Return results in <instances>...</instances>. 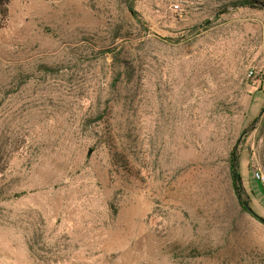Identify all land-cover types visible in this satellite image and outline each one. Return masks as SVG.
Listing matches in <instances>:
<instances>
[{"label": "rangeland", "instance_id": "rangeland-1", "mask_svg": "<svg viewBox=\"0 0 264 264\" xmlns=\"http://www.w3.org/2000/svg\"><path fill=\"white\" fill-rule=\"evenodd\" d=\"M241 1H11L0 264H264L229 166L264 219V0Z\"/></svg>", "mask_w": 264, "mask_h": 264}, {"label": "trees", "instance_id": "trees-1", "mask_svg": "<svg viewBox=\"0 0 264 264\" xmlns=\"http://www.w3.org/2000/svg\"><path fill=\"white\" fill-rule=\"evenodd\" d=\"M12 0H0V22H3L9 14V6ZM242 4L254 6V1L252 0H243L241 1ZM129 11L138 18V12L135 10L133 2L129 4ZM229 166H230V174L232 179V185L235 191V194L245 211L254 214L252 207L250 206L249 199H246L244 196V190L242 187V177L240 173V155L237 152V148L235 147L229 158ZM261 182L260 179H257ZM257 217V216H256ZM260 220L264 222L262 217H258Z\"/></svg>", "mask_w": 264, "mask_h": 264}, {"label": "built area", "instance_id": "built-area-1", "mask_svg": "<svg viewBox=\"0 0 264 264\" xmlns=\"http://www.w3.org/2000/svg\"><path fill=\"white\" fill-rule=\"evenodd\" d=\"M257 178L260 179L261 181H264V177L262 178V176L259 173H257Z\"/></svg>", "mask_w": 264, "mask_h": 264}, {"label": "water", "instance_id": "water-1", "mask_svg": "<svg viewBox=\"0 0 264 264\" xmlns=\"http://www.w3.org/2000/svg\"><path fill=\"white\" fill-rule=\"evenodd\" d=\"M254 215L257 216V217H260L257 213L254 212Z\"/></svg>", "mask_w": 264, "mask_h": 264}]
</instances>
